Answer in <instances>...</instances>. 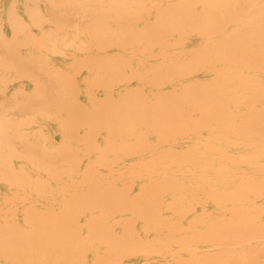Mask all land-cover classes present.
Segmentation results:
<instances>
[{
  "label": "bare ground",
  "instance_id": "obj_1",
  "mask_svg": "<svg viewBox=\"0 0 264 264\" xmlns=\"http://www.w3.org/2000/svg\"><path fill=\"white\" fill-rule=\"evenodd\" d=\"M261 1L179 0L160 10L154 23L140 32L132 30L126 21L133 14V6L139 5L134 0H108V8L91 12L89 32L104 46L113 36L121 40L131 36L164 49L170 34L198 33L205 40L203 48L172 60L167 68L170 74L165 77L180 79L199 68H207L213 75L206 81L178 85L172 96L159 91L147 99L141 92L129 91L118 100L107 97L94 102L93 111L75 105L74 99L67 101L64 93L56 94L60 105L72 115V123L61 127L66 136L77 138L75 126L82 122L92 131L105 127L108 138L101 149L96 148L95 141H87L91 134L87 140L78 138L74 148L69 141L42 145L38 139H22L31 161L44 168L51 181L61 180L65 164L76 168L82 155L88 159L85 173L89 178L60 210L28 211V231L8 223L0 225V254L17 261L26 250V264H83L88 248L94 252V264H121L124 256L142 248L164 251L174 247L178 251L170 264H264V208L255 204L264 195ZM10 4L2 3L4 7ZM119 20L123 23L116 27ZM230 23L234 24L229 28ZM55 43L53 34L43 41L52 51H57ZM5 76L0 73V80ZM36 88L47 99L43 104L46 109L49 97L54 96L51 87L38 80ZM69 97L73 98L71 94ZM3 125L0 122V146L9 143L3 138ZM149 133L156 134L157 142L147 139ZM181 138L193 142L180 152L162 146L165 141L172 144ZM147 152L152 159L143 163ZM13 156L5 159L6 164L0 159V176L16 183L28 176L13 168ZM132 156H137L132 173L143 171L147 175L140 195L131 198L127 189L117 191L106 180H101V188L95 187L98 165L110 167L116 160ZM209 202L211 210L207 208ZM161 207L171 210L170 218L163 217ZM120 211L126 212L121 219L126 222L116 234L111 224ZM85 213L89 233L83 237L72 230L71 220H80ZM188 215L189 221L185 220ZM135 220L140 222L142 236L135 233ZM204 246H215L216 251H197Z\"/></svg>",
  "mask_w": 264,
  "mask_h": 264
},
{
  "label": "rangeland",
  "instance_id": "obj_2",
  "mask_svg": "<svg viewBox=\"0 0 264 264\" xmlns=\"http://www.w3.org/2000/svg\"><path fill=\"white\" fill-rule=\"evenodd\" d=\"M9 1L11 4L7 6L8 8L2 5L3 2ZM134 1L139 5L133 6V14L126 21L130 23L132 30L140 32L147 25L154 23L160 10L174 6L179 0ZM261 2L264 4V0ZM106 7H109L108 0H0V29L2 27L3 34L0 38V73L7 75L0 80V116L3 117L0 122L4 124L3 138L9 140V143L0 146V159L6 164L7 157L15 154L12 159L13 168L28 176L16 183L0 176L2 227L8 223L15 228L28 231L30 229L26 220L28 211L43 213L49 209L60 210L62 204L71 198L81 182L89 178L85 173L88 159L82 155L76 168L72 170L65 164L66 168L61 171V180L51 181L47 171L31 161L22 139H38L42 145L69 141L74 148L78 138L87 140L91 134L87 141H95L96 148L98 146L101 149L108 138L105 127L92 131L82 122L76 123L75 126L77 138L66 136L61 127L62 124L71 122L72 115L66 106L60 105V98H57L56 94L64 93L67 101L74 99L75 105L93 111L94 102H102L107 97L118 100L122 94L129 91L141 92L146 98L159 91L172 96L179 89L178 85L193 82L192 80L206 81L213 75L209 69L199 68L188 76H181L180 79H178L180 76L165 77L170 74L167 68L173 63L172 60L183 56L187 51L195 52L203 48L205 40L195 32L183 35L170 34L166 38L164 49L150 42L145 44L139 40L135 41L131 36L122 40L113 36L108 46L102 45L100 39L94 37V34L91 35L88 26L92 19L91 12ZM52 13H56L54 16L56 18H50ZM122 23L119 20L116 27ZM233 24L230 23L228 27H232ZM49 34H53L56 40L57 51H52L43 44ZM35 56L38 59L31 58ZM96 61L97 65L93 66V62ZM108 62L115 65L111 66ZM38 80L49 83L50 92L54 95L49 97L50 105L46 109L43 108V104L47 99L41 94L42 90L36 88ZM59 87H62L60 91ZM70 94L73 98L69 97ZM147 139L150 142H157L156 134L153 133H149ZM192 142L191 138H181L172 144L165 141L162 146L164 149L173 148L180 152L188 148ZM151 156L152 154L147 152L144 161H141L148 162L152 159ZM132 157L134 158L116 160L110 167L98 165L95 179L98 178L99 181L95 187L101 188V180H106L110 183V188L120 192L127 189V194L131 198L140 195L147 175L143 171L138 175L132 173L135 171L133 168L137 156ZM168 163L170 167H175ZM255 204L259 208H264V195L258 198ZM207 208L211 210L210 202L207 203ZM160 209L163 217H171V210L163 207ZM125 214L124 211L115 214L117 220H113L111 224L114 233L119 234L124 229L123 224L126 220L121 219ZM87 216L85 213L80 215V220H71L72 230L80 232L83 237L89 233ZM189 217L190 215L185 220L189 221ZM262 217L264 219V214ZM135 233L139 236L143 234L139 220H135ZM251 242L252 245H256V240ZM202 250L210 253L216 251V247L204 246L203 249H197L199 252ZM177 251L174 247L164 251L142 248L132 255L124 256L121 264L147 262L170 264L172 255ZM25 253L26 250L20 253L17 261L9 260L0 254V264H26L28 255ZM181 253L187 257L185 251ZM84 254L86 256L83 264H94L93 250L87 248ZM81 263L82 261L76 264Z\"/></svg>",
  "mask_w": 264,
  "mask_h": 264
}]
</instances>
